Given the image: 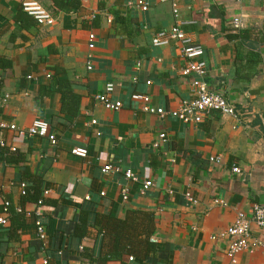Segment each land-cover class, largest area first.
Segmentation results:
<instances>
[{
	"label": "crops",
	"instance_id": "obj_1",
	"mask_svg": "<svg viewBox=\"0 0 264 264\" xmlns=\"http://www.w3.org/2000/svg\"><path fill=\"white\" fill-rule=\"evenodd\" d=\"M21 1L0 0V56L11 62L8 68L0 65L2 117L20 128L45 119L57 141L0 129V141L26 157L18 165L0 163V214L6 201L28 210L26 224L13 235L10 220L0 226V264H97L84 260L83 247L99 255L102 235L91 228V235L73 236L82 209L91 218L100 213L121 220L130 209L155 213L150 240L156 248L145 250L149 220L136 217L122 230L131 232L139 223L140 249L106 264H264V227L252 224L253 251L240 252L235 262L227 240L218 236L238 211L264 204V0H177L178 17L173 0H146L147 10L130 0H82L80 7L67 5L59 12L51 0H38L55 23L28 29L14 20ZM176 19L203 45L205 79L231 101L236 117L212 112L188 124L144 112L143 102L132 99L143 94L153 105L173 109L194 95L190 77L181 74L186 60L177 43H152ZM235 19L236 26L251 31L245 52L261 58L249 81L239 80L248 74L235 70L234 44L241 40L228 38ZM53 78L70 81L73 99L57 87L48 92ZM108 83L114 84L111 98L123 103L118 110L96 100ZM5 94L10 96L2 103ZM162 132L166 140L156 147ZM74 146L87 147L88 155L72 154ZM213 156L220 161H211ZM107 163L121 170L102 172ZM234 165L242 173L234 172ZM24 166L43 178L49 202L39 209L23 202ZM126 170L136 180L126 179ZM146 178L155 185L142 192ZM38 221L46 230L43 237Z\"/></svg>",
	"mask_w": 264,
	"mask_h": 264
},
{
	"label": "built area",
	"instance_id": "obj_2",
	"mask_svg": "<svg viewBox=\"0 0 264 264\" xmlns=\"http://www.w3.org/2000/svg\"><path fill=\"white\" fill-rule=\"evenodd\" d=\"M129 5L139 6L143 10L149 8V3L146 0H130ZM21 6L25 12L33 16L37 23L40 25H52L55 23V16L46 9L38 0H22ZM173 11L175 17L179 16V8L177 0H173ZM239 19L234 20V25L232 27L239 28L236 26ZM183 21L176 19L175 23L167 29L160 30L152 39V43L156 46H163L169 44L171 41L177 43V47L181 56L186 60L185 66L181 69V74L190 77V85L194 91V95L190 98L182 100L178 108L166 109L162 106L153 105L150 98L147 95L134 93L132 99L141 100V109L144 112L153 114L159 117H166L172 115L188 124H195L202 122L204 118L212 112H219L221 114H228L232 116H237L238 112L231 101L219 91L213 90L207 79L205 77L208 75V65L204 56V47L199 42H196L191 36L190 32L184 30ZM95 39V34L91 33L89 35V46L93 47V41ZM137 64H140L139 62ZM90 69L92 68L89 64ZM114 91V84L108 83L105 86V90L102 93L96 95V100L103 104L106 108L112 110H118L123 106L121 100H114L111 98V94ZM9 94H5L2 103H5ZM93 123L96 121L93 120ZM0 128L6 130H12L18 132L19 135H40L47 136L53 143H56V135L50 131V123L42 118H36L32 125L28 128H20L14 122H11L0 115ZM166 140V133L162 132L159 134V141L154 143V146H159L160 141ZM5 141H1V145H4ZM13 148V147H12ZM71 153L80 157L85 158L88 155V149L85 146H74L71 149ZM211 161H220L219 157H211ZM234 172L242 173V168L240 166L234 165L232 167ZM119 166H114L112 164H104L102 167V172L108 171H120ZM126 179L136 180L133 172L131 170L125 171ZM155 185V182L151 178H146L143 181L142 192L151 189ZM26 184L22 183L23 194L25 193ZM122 195L124 199L128 198V187L125 186L122 190ZM222 204H226L224 200H216ZM6 207L9 202H5ZM8 210L5 208L3 214H0V226H6L9 224ZM255 223L257 226L264 227V204L255 203L253 204L250 212L240 210L237 212L233 222L223 231H221L218 236L224 238L228 242L227 254L231 257L232 261H236V255L243 251H253V237H252V224ZM38 230L40 235L43 237L46 230L43 225L38 221ZM258 245L262 242L256 240ZM133 259V257H130Z\"/></svg>",
	"mask_w": 264,
	"mask_h": 264
},
{
	"label": "trees",
	"instance_id": "obj_3",
	"mask_svg": "<svg viewBox=\"0 0 264 264\" xmlns=\"http://www.w3.org/2000/svg\"><path fill=\"white\" fill-rule=\"evenodd\" d=\"M52 8L54 12H59L63 10L67 5H71L74 7H80L82 4V0H51ZM118 19L121 21L120 15H117ZM14 20L21 24L22 28L28 29L33 25L37 24V20L25 12L22 6L18 9V11L14 15ZM231 32L228 34V38L230 40H241L239 43L234 44V62H235V70L237 73L246 72L248 76L237 77L239 80L249 81L252 75H255L256 66L261 62V58L258 52L256 51H247L245 52L244 43L246 40L251 38V31L249 34V30L240 29V28H229ZM244 44V45H243ZM245 60V62H244ZM0 65L1 67H10L11 62L5 60V58L0 56ZM61 68H56V72H59ZM52 83L49 87H47L48 92H52L54 89L62 92V95L68 99H73L71 96V84L70 81L67 80H55L53 78ZM57 87V88H56ZM2 84L0 82V100L2 97ZM0 115L2 116V107L0 105ZM1 129V128H0ZM25 154L18 150L17 148H12V146L1 145L0 141V163L2 164H15L18 165L20 162L25 161ZM22 179L21 181L26 184L25 193L23 194V202L34 203L39 209L44 204H47L49 200L43 194V181L42 176H37L31 173L29 167L24 166L22 170ZM9 205L6 207L5 203L2 206L1 211L4 212L5 208H7L9 215L8 218L11 221L10 231L12 235L15 233V228L18 226H23L26 224L25 216L28 212L27 209L22 206L20 210L11 206L10 201ZM56 204V202H53ZM142 217H146L149 220V225L147 227V237L144 238L143 242L145 244V250L156 248V244L153 243L150 238L155 230L153 227L152 220L155 217V213L150 210H136L130 209L127 212V219L121 220L112 216L111 214H100L98 213L93 218L90 217V213L87 210L82 209L78 216L75 224L73 236L76 238H84L88 235H91V228L96 229L99 234L102 235V243L100 248L99 255H95L89 248L83 247V258L89 262L97 263V264H106L107 261L111 259H121L123 258L125 253H131L134 250L135 246L137 249H140L139 241L136 240L138 238L139 223H134L133 231L125 232L122 230V227L126 226L129 220H134ZM9 221V222H10ZM144 225V224H143ZM145 228H143V231ZM137 242V244H136ZM139 246V247H138ZM143 250L138 256L143 257ZM124 264H127L124 262Z\"/></svg>",
	"mask_w": 264,
	"mask_h": 264
}]
</instances>
